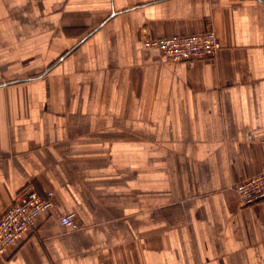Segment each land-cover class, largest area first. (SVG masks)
Here are the masks:
<instances>
[{
    "label": "crops",
    "instance_id": "obj_1",
    "mask_svg": "<svg viewBox=\"0 0 264 264\" xmlns=\"http://www.w3.org/2000/svg\"><path fill=\"white\" fill-rule=\"evenodd\" d=\"M212 29L216 56L164 61L145 37ZM264 0H0V212L42 214L0 264H264Z\"/></svg>",
    "mask_w": 264,
    "mask_h": 264
},
{
    "label": "built area",
    "instance_id": "obj_2",
    "mask_svg": "<svg viewBox=\"0 0 264 264\" xmlns=\"http://www.w3.org/2000/svg\"><path fill=\"white\" fill-rule=\"evenodd\" d=\"M142 44L158 51L164 61L184 62L189 66L216 56L220 43L212 29L202 32L145 37ZM240 205L251 206L264 201V169L246 176L233 184ZM42 214L57 215L61 224L79 229L75 212L59 214L55 193H40L32 183H27L13 195L12 203L0 212V255L21 243L24 235L32 233L36 220Z\"/></svg>",
    "mask_w": 264,
    "mask_h": 264
}]
</instances>
